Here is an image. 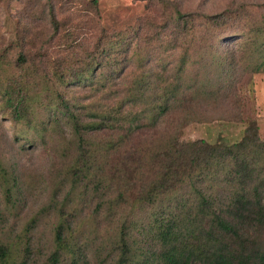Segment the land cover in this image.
<instances>
[{
  "label": "trees",
  "instance_id": "obj_1",
  "mask_svg": "<svg viewBox=\"0 0 264 264\" xmlns=\"http://www.w3.org/2000/svg\"><path fill=\"white\" fill-rule=\"evenodd\" d=\"M138 1L144 13L122 27L102 17L98 0H0V18L15 21L17 50L8 66V49L0 56V72H8L0 87L5 108L26 120L32 94L43 89L36 103L50 109V119L68 117L80 161L100 150L101 163L89 173L107 194V208H122L131 196L134 208L152 213L153 235L147 249L137 247L138 264H264V140L256 122L242 118L233 74L226 86L221 75L211 84L196 74L187 80L195 66L264 73V3L230 2L205 13L208 1ZM155 14L168 22L153 23ZM163 38L169 55L159 57L148 45ZM89 86L85 121L67 92ZM213 122L245 124L242 138L231 145L181 140L190 124ZM97 135L105 136L102 144ZM93 144L99 150L89 157ZM61 226L43 264H62ZM130 251L121 233L116 264H128ZM10 254L0 242V264H10Z\"/></svg>",
  "mask_w": 264,
  "mask_h": 264
},
{
  "label": "rangeland",
  "instance_id": "obj_2",
  "mask_svg": "<svg viewBox=\"0 0 264 264\" xmlns=\"http://www.w3.org/2000/svg\"><path fill=\"white\" fill-rule=\"evenodd\" d=\"M198 1H208L201 8L205 13L219 11L230 2L264 3V0ZM98 3L102 17L122 27L134 22L133 19L145 10V4L138 0H98ZM16 7L17 4L13 9ZM5 17L0 18V56L8 49L5 57L8 66L16 58L17 50L13 44L16 39L15 21ZM154 17L156 20L153 23L168 22L167 17L161 19L156 14ZM83 26L85 32L91 28L88 24ZM93 27L97 29V26ZM161 41L148 46L157 47L158 56L166 57L169 55L166 52L169 40L163 38ZM148 46L137 49L141 53L140 58ZM193 59L200 61L197 56ZM136 61L139 63V60ZM160 67L157 68L161 70ZM242 70L215 72L212 69L203 73L201 67L195 66L188 70L187 80L193 81L196 74L201 81L206 78V84L208 79V84H211L221 75L223 80L220 83L226 86V74H233L229 79L236 82L242 118L255 121L264 140V73L249 74ZM4 75H8L7 69L5 73L0 72V87L5 83ZM89 89L90 86L80 89L69 87L67 92L75 105L72 112H84L87 117L85 121L91 119L87 110L88 100L90 103L93 100L87 92ZM34 95V107L27 115L29 118L15 120L11 111L5 108L4 96L0 91V242L11 249L10 264L45 263L55 250V232L61 225L66 241L62 264H71L72 260H78V264H116L121 233L130 238L128 264H138L137 247L147 249L146 242L153 235L150 209L140 212L138 206L133 207L132 197L129 196L122 208L109 210L107 194L89 173L93 164L100 162L102 154L99 148L94 144L89 146V157L92 151L99 152L90 157L91 161L87 157L80 161L83 155L68 117L59 113L50 119V109L36 103L44 95V90ZM244 129L243 123L190 124L182 131L181 140H205L211 145L218 142L231 145L242 138ZM96 137L99 140L95 143L102 144L106 139L102 135ZM84 139L89 140L90 137L85 136ZM80 170L84 172L78 176ZM121 223L123 226L125 224L126 230L120 231L123 227Z\"/></svg>",
  "mask_w": 264,
  "mask_h": 264
}]
</instances>
